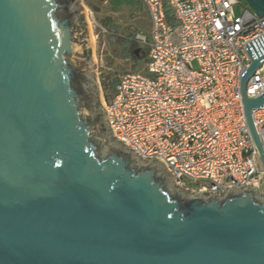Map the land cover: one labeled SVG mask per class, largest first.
<instances>
[{"label": "water", "instance_id": "95a60500", "mask_svg": "<svg viewBox=\"0 0 264 264\" xmlns=\"http://www.w3.org/2000/svg\"><path fill=\"white\" fill-rule=\"evenodd\" d=\"M259 63L260 186L191 193L114 136L80 1L0 0V264H264Z\"/></svg>", "mask_w": 264, "mask_h": 264}, {"label": "built area", "instance_id": "2783aa9c", "mask_svg": "<svg viewBox=\"0 0 264 264\" xmlns=\"http://www.w3.org/2000/svg\"><path fill=\"white\" fill-rule=\"evenodd\" d=\"M141 1L150 20L148 35L135 36L147 49L143 70L120 75L103 102L114 136L144 160L162 159L172 184L191 193L259 187L240 80L259 58L245 93L264 96V16L245 1L236 14L237 0ZM251 115L264 149V104Z\"/></svg>", "mask_w": 264, "mask_h": 264}, {"label": "rangeland", "instance_id": "374dc122", "mask_svg": "<svg viewBox=\"0 0 264 264\" xmlns=\"http://www.w3.org/2000/svg\"><path fill=\"white\" fill-rule=\"evenodd\" d=\"M85 8V17L89 26L92 42V57L95 65V77L100 91V98L107 101L103 83L117 78L123 73L141 71L144 59L134 60L121 55V46L111 37L110 31L103 27L102 21L108 16L118 27L117 34L131 36L137 34L148 35L149 15L141 0H79ZM233 6L236 14L241 12L244 0ZM143 50L146 47L138 43ZM144 55V52H141ZM196 66L195 63H193ZM117 82V81H116ZM115 89V87H114ZM113 89V93H114ZM108 90V89H107Z\"/></svg>", "mask_w": 264, "mask_h": 264}, {"label": "trees", "instance_id": "16d2710c", "mask_svg": "<svg viewBox=\"0 0 264 264\" xmlns=\"http://www.w3.org/2000/svg\"><path fill=\"white\" fill-rule=\"evenodd\" d=\"M89 1V0H86ZM102 25L106 30L110 31L111 37L121 46V55H123L126 58H132L134 60L144 59L146 57V50H143L142 47L139 46L138 42L134 38L133 34L131 33V36H122L117 34L118 27L115 23L112 22V19L108 16H106L103 21ZM136 50H138V53H136ZM141 52H144V55L141 54ZM117 78H112L109 82L103 83V89L105 90L104 95L107 99V102L110 100L113 89L115 87ZM108 89V90H107Z\"/></svg>", "mask_w": 264, "mask_h": 264}]
</instances>
